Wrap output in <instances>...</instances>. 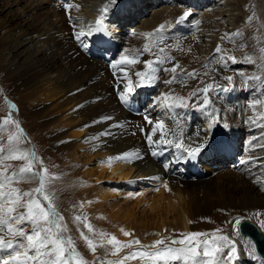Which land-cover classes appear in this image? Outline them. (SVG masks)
<instances>
[{
    "label": "bare ground",
    "instance_id": "1",
    "mask_svg": "<svg viewBox=\"0 0 264 264\" xmlns=\"http://www.w3.org/2000/svg\"><path fill=\"white\" fill-rule=\"evenodd\" d=\"M18 1L29 3L24 16L20 17L21 23L17 21L18 18L12 15L13 4L0 0V29L9 31L5 38H0V76L2 81L9 84L10 89L12 88L16 92H13V95L18 101L23 104L26 102L34 109L30 112V120L44 119L40 125L43 129L48 130L49 139L53 141L55 148L58 151L66 152V157L71 159L69 163L73 167L70 166L72 170L70 176L77 178L79 172L76 170L83 169L94 158V162L99 165L97 171L81 170L84 180L93 182V180L100 181V179L109 178L127 182L133 178L136 172L135 178H151L159 183L155 190H149L150 194L141 192L139 194L141 198L135 205L129 202V197L123 192L126 200L116 198L117 200L114 202H105L110 197L117 195L110 191L111 187L109 186H96L92 183L93 187L90 185L89 188H85L83 193L87 198H96L101 201L94 206V211L103 212L105 222L111 227L113 235L118 240L126 243L127 236L121 229L127 232L132 231L133 239L140 241L141 248L152 245L154 241L168 237L173 233L212 232L213 230L202 225L203 220L209 219L210 224L218 229L221 227L219 226L221 221L228 224L229 221H232L231 218H242V220H249L253 223H257L262 218V212H264V184L262 185V181H264V127L247 122L248 115L251 114L253 117L256 115L251 109L250 111L246 109V100L249 99L247 95L254 98L251 92L245 94L237 87L234 93H230L228 97L231 109L228 110L229 103L224 101L218 107L221 117L228 114L233 118L234 127L237 129L235 132L231 130L232 128L230 132L227 131L229 142L212 139L211 136H214V133L217 132L216 129H220V127L215 125L209 130L208 117L204 113L191 108L174 110V112H179L180 116L185 117L184 119L189 115L186 123L187 129L182 126L184 119L181 120L182 132L188 133L185 146L195 147L199 143L206 145L199 153L201 155L208 154V158L200 162V166L205 170L213 169L211 154L214 152L218 153L222 149L225 156L230 157L236 152L231 147L232 145L237 146L236 156L239 157V153L243 149L241 147L243 135L247 134L248 142L253 140L254 132L260 135L253 146L246 145V149L251 147L257 149L252 155L248 153V157L250 155L253 157V163L248 165L249 171L245 168L242 170L239 168L240 170L234 173L228 170L227 173L219 175L215 180L207 179L208 182L200 181L203 178L196 181H182L180 170L174 169L173 166L176 168L185 166L178 164L179 167H177V163L170 160L174 151L172 149L170 151L163 150L161 153L160 147L150 148L147 140L145 141L142 137L141 128L146 127L148 133L152 125H147L142 117L128 114L120 106L117 95L123 91L126 83V80L123 79V71H121L124 66L117 71L121 80L116 82L105 64L101 60L89 59L79 48L78 43L80 42L72 36L73 30L78 31L86 26H94L95 22L103 16L99 13L100 10L108 5L109 15L104 17V20L117 23L118 29H122L126 24L131 25L132 22L133 24L139 23L132 27L134 30L136 29V33L130 37L115 36V39L112 38V42H116L114 48L117 51L115 53L118 55L117 60L121 55H132L134 50L142 49L148 42L144 34L155 33L163 24L165 25L164 34L167 38L162 44L158 41L155 42L152 50L156 52L158 48L166 47L169 54L175 57L174 61L164 67L170 68L178 62L181 69H186L188 72L197 69L202 74L207 70L203 66L209 64V68L218 69V72L211 74L215 82L225 85L227 83L223 79L225 69L215 64L214 61L209 63V60L213 57L217 45L221 44V47L223 45L222 49L226 48L225 45L233 44L229 48H233L235 45L239 46L235 41L224 42L221 39V33H230L243 25L242 4L244 0H173L171 3L168 0H116L115 4H112L111 0H72L69 4H72L73 7L69 10L63 9L52 0H16L17 3ZM46 4L51 5L50 9L47 7L48 11L38 13L42 12V9H46L44 6ZM187 4L188 6L184 7ZM188 7L195 11V13L192 11L191 18L196 17V25H190L191 18L187 23L182 21L177 24V18ZM69 12L75 19L73 23L67 19ZM5 15L11 17L8 18ZM139 16H143V18L138 20ZM73 24L76 25L75 28H73ZM16 29L18 34H13V30ZM82 39L89 47L88 36ZM38 44L39 46H37ZM29 45H34V49L28 51L30 47L27 48V46ZM176 45H180L183 51L178 50ZM188 49L191 51L189 52ZM125 50L128 52L126 53ZM228 55H234V53H228ZM152 58L154 57L144 54L141 57V63L127 67L126 70L134 82L137 80L134 73L144 70L143 61ZM179 71L180 69H177V72ZM158 75L159 78L163 76L166 80L171 78L170 73L163 71ZM228 75H232L235 79L233 72ZM159 78L155 83L156 89L158 86L163 89L161 93L174 90L176 95L184 97H187L196 88L204 87V84L200 83L201 78L205 83L212 82L210 77L198 76L196 79L186 81L178 79L177 82L169 85L164 83L166 80L162 81ZM116 83L119 85L117 92L113 88ZM240 83L241 79L237 85ZM145 87L136 89L139 90L138 97L150 99L151 93L149 95ZM209 95L216 96V99L219 100L224 93H210ZM55 99L57 101L64 100L55 102L56 104L50 108L46 105L42 107L46 102ZM152 102L154 103V101ZM222 107L223 109H221ZM261 111L264 109L258 107L257 113ZM221 112L223 113L221 114ZM58 114L61 117H58ZM198 115L199 118H197ZM162 116L164 115L162 114ZM108 117L110 119H105ZM167 117L165 116L166 119H164L167 126L166 131H176V124L173 127V123ZM150 119L153 122L159 120L153 117ZM105 132L110 134L102 135ZM193 132L196 133L195 136H192ZM81 136L83 137L81 140L85 143L68 144L63 142L67 137L77 139ZM198 136L200 138L196 139ZM91 137H98V139H87ZM153 139L158 140L159 133ZM153 150L160 154L152 156ZM178 151L182 154V151ZM127 153H137L140 158L114 159L110 165L106 163L109 158L121 157ZM225 156L219 161L226 163ZM157 158L163 160V165L160 164V160L157 163ZM194 161H197V158ZM165 164H169L167 169L164 167ZM188 171L196 172L195 169ZM171 172L178 174L179 177L172 176ZM133 183L128 182V188ZM165 184H167V188L164 187ZM143 189L145 188L143 187ZM199 193L216 196L218 200L208 204L204 199L198 197ZM119 195L121 194L119 193ZM142 203L151 210L150 214L138 215L135 212L136 207ZM224 212L227 213L224 215ZM101 223L104 221L101 220ZM220 230L221 234H227L221 228ZM234 235L236 237L233 235L228 237L237 246L239 252L237 264H261L260 260L252 259L247 254L253 242L240 233L235 232ZM124 250L122 252L125 256L127 252ZM254 254L256 255V253ZM112 259L120 258L112 257ZM141 261L136 263L141 264ZM128 264H132V260Z\"/></svg>",
    "mask_w": 264,
    "mask_h": 264
},
{
    "label": "snow or ice",
    "instance_id": "2",
    "mask_svg": "<svg viewBox=\"0 0 264 264\" xmlns=\"http://www.w3.org/2000/svg\"><path fill=\"white\" fill-rule=\"evenodd\" d=\"M112 4L116 0H111ZM73 7L72 4L65 3V9L69 10ZM108 5H105L102 12L107 13ZM190 15L185 12L181 15L177 24L184 21ZM69 18L71 15L69 12ZM252 17H249L251 21ZM76 27L75 24L72 25ZM165 25H160L155 33H145L144 36L148 42L144 44L140 50H134L132 55H121L119 60L111 63V67L116 69L118 65L124 66L123 79L126 80L123 91L119 93L120 101L131 107L133 96L137 88L145 86H153L159 78L161 71L171 74V78L164 81L165 84H173L180 81L196 79L198 76L210 77L212 82L205 83L204 79H200V83L204 87L196 88L190 92L187 97L176 95L173 91L162 93L156 97L153 103V108H160L162 114L174 120L176 131H166V123L164 119H159L155 122L147 115L144 117L152 128L146 133V140L150 148L160 147L161 153L163 146L175 147L182 150V154H186L189 159H196L197 155L203 150L206 145L199 143L195 147H186L183 141V132L181 130V120L185 117L180 116L179 112H174L175 109H194L204 113L208 117V129H212L220 122L219 110L213 105L210 93H228L239 87L243 91H249L254 98L249 101L247 107L250 108L256 115L249 117V122L256 124L259 127H264V111L257 113V108L264 109V47L259 49V56L246 54L238 61L235 56L228 55L220 45L214 50V55L210 58L212 61L220 65L221 68L227 70L229 63L235 64L238 62L244 64L255 65L256 71L252 74H246L243 71H238L237 74L241 77L240 85L233 83L232 75L224 76L227 81L226 86H221L215 82L211 74L218 72L216 68H209V64L203 67L207 70L202 74L193 69L188 72L186 69H181L177 62L172 67H164L171 63L175 57L171 56L166 50V47L158 48V51L153 52L155 42L163 43L167 38L164 34ZM94 34L108 35V30L104 25V16H101L95 22V26H86L80 28L74 33V38L87 49L88 44L82 39L86 36ZM240 32L228 34L221 37L222 40L229 39L234 42V37L241 36ZM178 50L183 51L180 45H176ZM190 52L191 49H188ZM127 53L128 50H125ZM144 54H149L154 57L143 61L144 70L134 73L137 80L134 82L132 77L126 70L129 66H134L141 63V57ZM177 69H180L177 72ZM194 100V102H192ZM110 119V117L105 118ZM15 125V132H11L5 141L0 136V264H91L77 249L73 237L69 234V229L64 221L63 215L58 211L55 203V192L50 191V185L57 179L58 176L50 174L48 168L43 166L42 159L37 155L35 149H21L20 144L26 139L18 122H15L11 116L3 121V125ZM228 127L227 123L223 125ZM143 131V129H142ZM159 133V139L154 140ZM105 132L102 135H109ZM23 138V139H22ZM175 138V139H174ZM89 140L98 139V137L87 138ZM95 150V149H93ZM156 150L151 152L152 156H157ZM178 153L173 163H179L183 159V155ZM140 158L137 153H127L121 157L109 158L106 162L109 165L114 159L131 160ZM19 160L24 163L19 167L7 163L8 161ZM241 163H248L241 161ZM36 164H40L41 168L37 169ZM167 169L169 164H165ZM9 169H12L9 172ZM38 182V186L29 190L23 191L14 185L26 182ZM167 188V184L164 185ZM88 203H92L89 201ZM83 208V203L79 205ZM22 209V211H21ZM257 215H259L257 213ZM242 218H234V230L239 234ZM73 222L77 225L83 224L89 233L98 237V240L89 238L83 231L80 232V237L86 242L87 247L92 253H95L98 246H111V255L119 254L124 248H131L134 244L139 245L138 239L127 243L121 242L115 235L94 230L91 223L88 222L87 216L76 214L73 216ZM191 223V221H190ZM259 227L264 229V220L259 222ZM30 229V231H29ZM125 236H130L132 233L121 229ZM167 231V230H165ZM179 238L171 236L158 239L152 245L142 246L134 252L125 255L117 260H103L97 258V264H125L129 259L146 260L147 264H237L239 260V252L236 244L226 235L221 234L220 229L212 232H188L179 233ZM248 247V246H246ZM107 251V249H106ZM255 245L250 246L248 256L255 260H260L264 264V259L255 254Z\"/></svg>",
    "mask_w": 264,
    "mask_h": 264
},
{
    "label": "rangeland",
    "instance_id": "3",
    "mask_svg": "<svg viewBox=\"0 0 264 264\" xmlns=\"http://www.w3.org/2000/svg\"><path fill=\"white\" fill-rule=\"evenodd\" d=\"M5 1L8 2V3L13 4V6L11 7V10H13L12 15L14 17L18 18L17 21L21 23L22 21L20 20L21 19L20 17L24 16V13L26 11V7H27V5H29V3L28 2H20V1H18V3H17L16 0H5ZM263 2H264V0H244V3L242 4L243 12H244L243 13V18H242L243 25L240 26L239 28H237L236 30H233L231 32V34L237 33V32H240L242 34L241 36L234 37V39H235L234 41L237 42V44L239 46L235 45L233 48H229V46H231L233 44L227 45V46L225 45L226 48H229V49H226V53L227 54L228 53L229 54L235 53L236 56L237 55H240L239 57H236L238 61L240 60V58L244 57L246 54H252V55H255V56H259V54H260L259 53V49L261 47H264V4H263ZM23 6H24V8H23ZM44 6L46 7V9H44V10L42 9V12L40 11L38 13H44V12L48 11L50 9L49 6H51V5L46 4ZM187 6H188V4L187 5H184V7H187ZM47 7L49 8L48 10H47ZM150 9H151V7H150ZM187 10H189L191 12L193 11L195 13V11L192 10L190 7H188L186 9V11ZM191 12H190V15L188 16L187 20H185L186 23L189 21V19L193 15V14H191ZM245 13L248 16H249V14L252 13V15H251V17H252L251 21L248 20V22H246V20L248 19V17H245L244 16ZM5 17L10 18L11 16H6L5 15ZM142 18H143V16L137 17L138 20H141ZM195 19H196V17L191 18L190 23H192V21L195 20ZM136 24L138 25L139 23L137 22ZM136 24H132L131 23V25H128V26H131L130 28L133 29L132 27L134 25H136ZM123 27L125 28L127 26H123ZM6 30L5 29H0V38H5L8 35L9 31H8V29H6ZM17 32H18L17 29L16 30H13V34H15V33L18 34ZM134 32H135V30L128 29L125 32L126 35L121 34L119 36H123V37L125 36V37L128 38L131 35H133V34H130V33H134ZM224 33H226V32H222L221 34L223 35ZM222 35H221V37H222ZM42 39H43V37H42ZM237 39H239V40H237ZM225 41L232 42V40H225ZM37 46H39V44ZM220 46H221V44H220ZM34 47H35L34 45L33 46L32 45L27 46V48H29L28 51L33 50ZM222 47H224V46L222 45ZM242 49H246V50H242ZM223 50H225V48ZM232 56H234V55H232ZM244 65H247V64L238 62L237 63V66L238 67L235 68L234 70L236 72L243 71V72L246 73L251 68V70L256 71V69L254 68L253 65L248 64L247 66H249V67H246ZM225 72L228 75L232 71L229 70V68H228L227 70H225ZM225 74H224V76H227ZM0 85L2 87V91H0V136H2L3 139L6 141L7 140V137L10 134V131L11 132H15L16 131L14 124L3 125V121L5 119H7L9 116H11V118L15 122H18L19 123V125H20V127H21V129L23 131V135H24V137H26V140H27V143L26 144L21 143L20 144V147H22L21 145H26V147H31L30 144H32V147L35 146V151H36L37 155L42 159L43 166H45L47 168H50V169H48L49 172H53L54 164H58L59 163V166L58 167H56V168L54 167L55 174H56V176H59L60 173H62V174L65 175L66 180L68 181L67 183H65L66 184L65 186L71 187V188L80 189V190H83L84 189L83 191H85L87 188H89L90 185L92 186V183H88V184L85 185V188L86 189L83 188V186H84L83 185V182L86 183V181L85 180H79V179H81L80 176L82 177V173L81 172L84 171L85 169L86 170H91V169L92 170H96L97 169V167L99 165L94 162V158H92L90 160L91 162L89 161L88 164H86V166L83 169L82 168H79L78 170H76L77 172H79L77 174V178L71 177L70 175L72 174V170H71V167H70L71 164L69 163V162H71V159H69V158L66 157V155H67L66 152L58 151V149L55 148V145L53 144V141H51L49 139L48 130L43 129L42 126L40 125L41 123H43L44 119H31L30 120L29 119L30 112L32 110H34V109H32V107L28 106V104L26 102H24V104H23V102L18 101L16 99V97L13 95L14 94L13 92H15V91L12 90V88L10 89V85L9 84H7L4 81H2V77L1 76H0ZM145 89H146V87H145ZM158 91L159 90H155L154 93H153V96H157L158 95ZM238 92L240 93L241 91L239 90ZM244 92H245V94L246 93H249V91H244ZM247 97L249 98L248 95H247ZM56 99L55 100H52V101L50 100V101L46 102L45 104L42 105V107L44 105H46V106H48L50 108L54 104L58 103L60 100H61V102L64 100V99H59L57 101ZM226 105H228V104H226ZM150 108L151 109H154L153 106H151V105H150ZM221 109H223V107ZM152 112H155V111H152ZM59 115L60 114H58L57 116L58 117H61V115L60 116ZM248 117H252V115H248ZM155 118H161L162 119L163 118L162 113L159 112V113L155 114ZM197 118H199V115L197 116ZM216 130H217L216 134L214 133V136H211V137H213L212 139H214V141H216V140L218 141L219 140L220 135L222 134L223 131H224L223 134L229 135V133H227V130H225L224 127H220V129H216ZM32 136H33L34 139L32 138ZM243 136H244V138H242V141H241L242 142L241 147L243 149L240 151L239 157H238V155L237 156L235 155V159L232 160L230 163H228L227 166H224L225 169H223L222 171H220L219 173H217L216 176H214V177L210 176L211 175V172H212L210 169L206 170L205 171L206 174L203 177V180H200V181H203V182L206 181V182H208V180L209 181L210 180H215L216 177H218L221 174L227 173L228 170L230 172L233 171V173H234L236 165L240 168L241 167L240 164H243V163H241V161H245V158L248 157V153H250V154L252 153L253 154L255 151H257V149H255V151H254V148H252V147L249 148V149H246V145L247 144H248L249 147L250 146H253V144L255 143L254 141L257 139V137L255 139L252 138L253 140H251V141L248 142L247 141V138H246L247 134H244ZM254 137H255V135H254ZM31 138H32V142L33 143L30 142V139ZM81 138L83 139L82 136L80 138H77V139L76 138L74 139V138H71V137H67L63 142L68 143V144H70V143L75 144V142L85 143V141H82ZM183 138H185V141H186L188 139V133L183 132ZM87 148H88V146H87ZM27 149H24V150H27ZM61 153H63V154H61ZM236 158H238L239 160L237 161ZM247 159H250V160L253 161V157L252 156L246 158V160ZM53 161H54V163H53ZM252 161L249 162L248 164L246 163V165L245 166H242V167L245 168L247 171H249L248 169H250V168H249L248 165L252 164L253 163ZM233 162H234V164H233ZM7 163L13 165V167L15 168V167L21 166L24 162L23 161H19V160H13V161H8ZM37 165L38 166H41L40 164H37ZM11 171H12V169H9V172H11ZM135 176H136V172L134 173L133 178H131L132 180L130 179L127 182H124V181L119 182V179H117V181H116L114 179H111L110 180L109 178H104V179H100V181L99 180L98 181L97 180H93V184H96V186H107V187L109 186V187H111V190L110 191H113L114 193H115V191H114L113 186L116 188L117 195H115L114 197L112 196V198L110 197L105 202H109L110 203V202H114L117 199L120 200L121 197H122V192H123V193H126L127 196L129 197L128 198L129 202L132 203L133 205H135V203H138L139 202V199L141 198L139 196V194L141 192L144 191L145 193L150 194L149 193V190H151V189L152 190H155L157 188V186L159 185V183H156V181L154 179L144 178V177L143 178L142 177L135 178ZM128 182L129 183H133L134 182L133 185H131L130 188H128V185H127ZM19 184L22 185V186H25V187H27L29 185V183H26V182H22V183H19ZM263 184H264V181H262V185ZM14 186L17 187V185H14ZM143 187L145 189H143ZM83 191H77V195L78 196L84 195ZM119 193L121 195H119ZM199 194H198L199 196L198 195L197 196L200 199H204L205 202L208 203V204H210L211 202H216L218 200V197H216V196L213 197V196H210L209 194H206V193H199ZM81 197H84V196H81ZM121 200H123V199H121ZM150 211L151 210H149L148 207L145 204H143V203L141 205L139 204V206H137L136 209H135V212L138 215L150 214ZM226 213L227 212H224V215ZM255 214H257V213L255 212ZM261 219H264V212H262V218ZM231 220L234 222V218H231ZM203 221L204 222L202 223V225H205L208 229H211L213 231L217 229V228L215 229L213 227V224L212 225L210 224L211 221L209 219L208 220H203ZM208 224H210V225H208ZM228 224H227V222L221 221L220 222V225H219L221 227H218V229L221 228L224 232H226L227 233L226 236H230L231 237V235H233L234 237H236L234 235L236 231L234 230L233 223L230 225V223L228 222ZM258 225H259V223H258ZM178 234L179 233H173L170 236L171 237H174V239H176V238H179ZM138 248H140V244L139 245H135L134 244L129 249V251H127L125 248L124 249L126 250V252H127L126 255H127V254H130V253L134 252ZM107 251H108V254H109V256L111 258L112 257L122 258L124 256V252H122V251L119 254L115 255V256L111 255V246L110 245H107ZM122 254H123V256H121ZM104 260L107 261V259H104ZM108 260H110V259L108 258ZM112 260H114V259H112ZM139 260L140 259H138V258L132 260V264H137L136 262H140ZM126 263L128 264L130 262H125V264ZM96 264H97V261H96ZM141 264H147V261L146 260H142Z\"/></svg>",
    "mask_w": 264,
    "mask_h": 264
},
{
    "label": "water",
    "instance_id": "4",
    "mask_svg": "<svg viewBox=\"0 0 264 264\" xmlns=\"http://www.w3.org/2000/svg\"><path fill=\"white\" fill-rule=\"evenodd\" d=\"M250 224V225H249ZM243 225V226H242ZM241 229H242V233H250V229L254 230V232L256 233V236H263L264 238V234H261L258 229L251 223L249 222H243L241 224Z\"/></svg>",
    "mask_w": 264,
    "mask_h": 264
}]
</instances>
